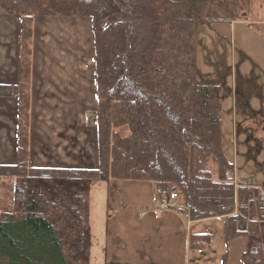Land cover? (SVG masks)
I'll list each match as a JSON object with an SVG mask.
<instances>
[{"label":"trees","instance_id":"1","mask_svg":"<svg viewBox=\"0 0 264 264\" xmlns=\"http://www.w3.org/2000/svg\"><path fill=\"white\" fill-rule=\"evenodd\" d=\"M250 0H0L19 16L13 207L0 214V264H90L92 181L152 184L177 192L191 221L218 218L226 242L245 239L242 264H264V183H236L222 150L218 85L196 81L200 27L237 21ZM36 15L92 21L99 166L33 167L28 162L31 38ZM246 222L240 231L238 224ZM194 239L208 240V237Z\"/></svg>","mask_w":264,"mask_h":264},{"label":"crops","instance_id":"2","mask_svg":"<svg viewBox=\"0 0 264 264\" xmlns=\"http://www.w3.org/2000/svg\"><path fill=\"white\" fill-rule=\"evenodd\" d=\"M230 25L235 29L236 25L243 24L233 22ZM261 25L246 28L264 43V23ZM233 39H230V45L232 50L235 47L239 49L242 65L243 59L249 55ZM18 57L19 16L0 13V86L13 87L17 84ZM30 60L29 163L41 169L97 168V98L91 19L36 15L32 26ZM260 75L264 78L263 71ZM263 105L260 100L252 102V97L245 93L240 109L242 117L244 111L252 112L261 117L260 123L264 122ZM232 110L234 113V103ZM222 113L223 107L220 116L223 144ZM236 127L232 122V128ZM262 128L264 130V126ZM243 132L249 135L246 131L240 133ZM17 134L18 99L12 94L0 95V166L17 162ZM235 173L234 166L236 179ZM134 188L139 193L142 190ZM13 191L14 178L0 176V213L12 210ZM152 192V197L157 194L155 188ZM177 200L182 203H177ZM106 212L109 213H106L104 253L99 264H232L227 258L228 252L212 263L202 256L204 249L197 253L196 249L191 248V235H201L191 230V225L196 221L189 219L180 195L174 200V207L168 210H159L148 201L142 202L133 222L132 218H126L135 227L132 224L126 226L123 223L125 219L115 218L110 205L106 206ZM235 264H242L240 258Z\"/></svg>","mask_w":264,"mask_h":264},{"label":"rangeland","instance_id":"3","mask_svg":"<svg viewBox=\"0 0 264 264\" xmlns=\"http://www.w3.org/2000/svg\"><path fill=\"white\" fill-rule=\"evenodd\" d=\"M233 22H239L243 25H236L235 29L230 24L215 25L213 29L207 27L198 29L196 81L199 84L220 86L224 132L222 150L225 158L235 166L236 183L260 184L264 183V130L262 128L264 122L260 123L261 117L252 112L245 113L244 111V117H242L240 109L242 96L245 93L252 97V102L260 100L262 105L264 103V78L259 76L262 71L264 72V43L260 38L254 37L251 31L247 29H251V26L260 27L264 23V0H250L246 13ZM233 38L236 45L249 55L248 58L243 59V66L240 64L239 49L235 47L232 50L230 45V39ZM259 48H261L260 51ZM233 103L234 113L232 110ZM232 122L234 127L237 126L236 128H232ZM241 131H246L249 138L244 132L240 133ZM134 187L142 188L140 193H142L143 199L139 197L140 193ZM153 189L154 187L149 183L92 181L89 191L90 264L102 263L100 258L104 253L105 221L109 213L106 212V206L110 205V210L115 218L125 219L123 223H126V226H131L132 223L126 218H132L133 222L134 217L138 215V207L142 202L148 201L153 207L156 206L151 201ZM176 202L182 203L181 200ZM261 205L264 206V201ZM118 213L120 214L118 215ZM183 217L187 222L186 216ZM238 229L240 231L245 230L246 222H240ZM191 230L201 236L205 235L206 237L208 235L206 241L200 239L197 243V239L192 240L191 248L196 249V251L204 249L202 256L208 258L210 262L213 263L215 260L221 259L226 252H228L227 258L232 264L237 263V260L239 261L246 241L244 238L238 237L226 242L223 237L222 223L218 218H207L193 222Z\"/></svg>","mask_w":264,"mask_h":264},{"label":"built area","instance_id":"4","mask_svg":"<svg viewBox=\"0 0 264 264\" xmlns=\"http://www.w3.org/2000/svg\"><path fill=\"white\" fill-rule=\"evenodd\" d=\"M178 197L177 193H172L170 195H160V196H155L152 198V201L155 203L156 207L159 210H167L171 207L174 206V200ZM264 201V194H262V191L260 192L259 196V203L260 205ZM202 250L198 249L197 253H201Z\"/></svg>","mask_w":264,"mask_h":264}]
</instances>
